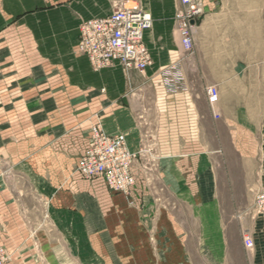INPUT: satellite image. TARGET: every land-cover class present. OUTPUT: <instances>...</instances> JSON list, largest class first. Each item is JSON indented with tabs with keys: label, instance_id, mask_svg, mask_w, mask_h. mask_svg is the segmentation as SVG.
I'll return each instance as SVG.
<instances>
[{
	"label": "crops",
	"instance_id": "1",
	"mask_svg": "<svg viewBox=\"0 0 264 264\" xmlns=\"http://www.w3.org/2000/svg\"><path fill=\"white\" fill-rule=\"evenodd\" d=\"M110 2L0 0V247L9 264H264V215L251 210L264 192V57L230 56L243 45L212 37L233 34L213 23L241 10L202 0L186 51L179 0H141L153 18L143 39L152 65L97 73L78 53L79 29L112 15ZM172 67L186 91L165 89ZM99 122L130 151L152 149L132 168L129 197L76 173ZM31 194L48 211L36 234L24 212L38 209L26 204Z\"/></svg>",
	"mask_w": 264,
	"mask_h": 264
},
{
	"label": "built area",
	"instance_id": "2",
	"mask_svg": "<svg viewBox=\"0 0 264 264\" xmlns=\"http://www.w3.org/2000/svg\"><path fill=\"white\" fill-rule=\"evenodd\" d=\"M120 2L112 15L82 22L78 53L88 58L94 72H101L118 64L125 72H144L152 65V59L144 44V32L153 28V18L138 0H114ZM175 14L178 39L186 51H192L197 32V21L204 13L202 0H179ZM163 83L169 93L186 91L185 77L176 67L162 73ZM212 97H217L216 87H211ZM152 149L142 148L132 152L122 134L109 136L97 123L90 131L88 148L76 166V173L84 180L100 178L108 189L125 197L131 195L136 185L133 166ZM254 208L264 213V192L255 199ZM245 246L252 248V239H245ZM6 251L0 248V264H8Z\"/></svg>",
	"mask_w": 264,
	"mask_h": 264
},
{
	"label": "rangeland",
	"instance_id": "3",
	"mask_svg": "<svg viewBox=\"0 0 264 264\" xmlns=\"http://www.w3.org/2000/svg\"><path fill=\"white\" fill-rule=\"evenodd\" d=\"M138 1L142 7L141 0H138ZM118 4H120V2H115L114 0H111L110 5H111L113 12L116 10V6ZM230 5L232 7L234 5V9L241 10L242 16L236 19L235 18H224L218 21L216 20L215 23L213 24H219V25L225 24L227 26H230L234 30V33L233 34H225V33L217 34L216 33V34H213L212 36L213 40L214 41L234 40L237 43L240 42L243 45L242 49H240L239 51L237 50L229 51L231 53L230 56H232V54H235V53L237 54L239 52L243 59L264 57V0H235V2H230ZM255 14L257 18L256 25H255V18L253 17ZM203 15L198 19L196 23L197 29H198V26H200ZM196 35H197V32H196ZM222 52H225V51H222ZM203 53H205V51H203ZM183 87H186L185 83ZM20 185L22 187L29 186V184L24 181H20ZM37 198L38 197H36V195H32V194L29 195L27 198H25L27 205L32 206V207L38 206V209L24 210L27 216L26 217L27 219L35 220L34 224H29V227H28L29 231L33 234H36L37 232H39L40 229L45 228L43 225L39 224V222L36 219H40V218L46 219L48 217V211L44 208V205L38 202ZM254 203H255V200H254ZM254 203L251 208L253 214H256L258 216H263L264 213L260 214L258 213V211L255 210ZM248 212L249 211H247V213ZM237 213L238 211H231V210L226 211L227 216H229L230 214H237ZM47 229H49L50 232H52L51 230H54V232H57L58 227L50 225L47 227ZM231 244H234V242L232 241ZM0 248H3V247H0ZM3 249L5 250V248ZM8 258H9V261H8V264H9V262L11 261V257L8 255Z\"/></svg>",
	"mask_w": 264,
	"mask_h": 264
}]
</instances>
